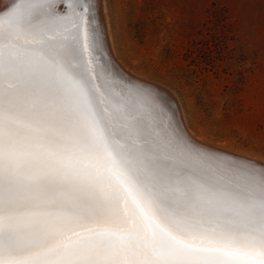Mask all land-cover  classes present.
<instances>
[{
  "label": "snow or ice",
  "instance_id": "1",
  "mask_svg": "<svg viewBox=\"0 0 264 264\" xmlns=\"http://www.w3.org/2000/svg\"><path fill=\"white\" fill-rule=\"evenodd\" d=\"M94 20L0 0V264H264V165L174 127Z\"/></svg>",
  "mask_w": 264,
  "mask_h": 264
},
{
  "label": "rangeland",
  "instance_id": "2",
  "mask_svg": "<svg viewBox=\"0 0 264 264\" xmlns=\"http://www.w3.org/2000/svg\"><path fill=\"white\" fill-rule=\"evenodd\" d=\"M104 3L108 62L174 95L157 99L203 145L264 163V0Z\"/></svg>",
  "mask_w": 264,
  "mask_h": 264
},
{
  "label": "bare ground",
  "instance_id": "3",
  "mask_svg": "<svg viewBox=\"0 0 264 264\" xmlns=\"http://www.w3.org/2000/svg\"><path fill=\"white\" fill-rule=\"evenodd\" d=\"M91 2H92V4H93V11H94V16H95V20H94V22H95V24H97L100 28H101V20L99 19V16H100V13H99V11H101L102 10V13H103V17H104V14H105V11H106V9H105V7H104V2H105V0H91ZM101 7V8H100ZM99 8L101 9V10H99ZM104 19H106V18H104ZM105 22H106V20H105ZM104 21H103V23H105ZM106 25V24H105ZM108 25V24H107ZM107 25H106V34H107V38H104V41H105V39L106 40H108V44L109 45H107V46H110V48H111V36H110V34H109V32H110V30H108V28H107ZM104 27V26H103ZM102 29V28H101ZM104 29V28H103ZM103 29H102V31H103ZM105 30V29H104ZM106 42V41H105ZM107 46L105 45V43H104V49H105V52L107 53V55H109L108 53L110 52V50H108V48H107ZM113 50L114 49H112V55H114V52H113ZM109 51V52H108ZM111 54V53H110ZM116 54V53H115ZM114 57H115V55H114ZM106 58H107V56H106ZM108 58H111V57H109L108 56ZM107 58V60H109ZM112 59H113V57H112ZM117 61V60H116ZM111 62H113L112 63V65H110L113 69H114V71L116 72V73H118L125 81H128V82H131V83H133V84H135V85H137V86H139V87H142V88H146V89H148V90H150L152 93H153V95L156 97V98H158V96H162V97H166L168 100H169V104L170 103H172V104H174V102H173V100L171 101V99H172V97L174 96H172V95H170L171 93H169L167 90H165V89H163V88H159V86L158 87H155V86H153V85H149L148 87L146 86H144L142 83H145V81H142V80H140L139 81V79L138 78H135V77H133V76H131V75H129L127 72H125V71H127V70H125L124 71V68L122 69L120 66H118L119 64H116L113 60H110L109 61V63L111 64ZM133 75V74H132ZM142 82V83H141ZM149 84V83H148ZM172 96V97H171ZM175 97V96H174ZM176 98V97H175ZM161 100V99H160ZM175 100V99H174ZM162 101V100H161ZM162 102H164V100L162 101ZM162 102H160V103H162ZM167 102V101H166ZM166 102H164V103H166ZM175 102H177V101H175ZM163 103V104H164ZM168 103V102H167ZM179 104V103H178ZM165 105H168V104H165ZM163 106V105H162ZM169 106H171V104L169 105ZM175 106H177V105H175ZM164 108H165V106H163ZM169 108V107H168ZM180 108V107H179ZM176 110V112L178 111V113H176L177 114V116H179L178 118L182 121V124L184 125V127H185V130H184V128L182 127L183 125H181V122H180V120L178 119V120H176V123L173 121L172 123H173V126L174 127H177L183 134H185L186 136H188L189 138H191V140H193L194 142H196V143H198V144H200V145H203V143L204 142H202L204 139H202L201 137H198V135L197 134H195V132H193L192 130H190V128L187 126V124H186V121H185V118H184V114H183V111L181 110V108H180V110L179 109H175ZM167 115H168V112H167ZM168 117H169V115H168ZM171 117V116H170ZM177 118V117H176ZM172 119V118H171ZM206 144V143H205ZM203 146H206V145H203ZM208 149H211V147H209V146H206ZM232 152V151H231ZM234 154V153H233ZM234 155H237V154H234ZM242 157V158H245V159H249V160H253V161H257V160H254V159H250V158H246L245 156H241V155H237V157ZM257 163L258 164H260V165H264V163H262V162H259V161H257Z\"/></svg>",
  "mask_w": 264,
  "mask_h": 264
},
{
  "label": "water",
  "instance_id": "4",
  "mask_svg": "<svg viewBox=\"0 0 264 264\" xmlns=\"http://www.w3.org/2000/svg\"><path fill=\"white\" fill-rule=\"evenodd\" d=\"M140 81V80H139ZM142 83V82H141ZM145 87L147 86H149L150 85V83L148 84L147 82H145V83H142ZM152 85V84H151ZM154 86V85H153ZM156 87V86H155ZM211 150H216V151H220V152H223V153H226V154H229V155H231V156H233V157H237V155H234L233 153H230V152H226V151H223V150H219V149H216V148H213V147H211ZM240 157V156H239ZM240 158H242V157H240ZM247 160H249V159H247ZM250 161H252L257 167H259L260 166V164H258L257 163V161H253V160H250Z\"/></svg>",
  "mask_w": 264,
  "mask_h": 264
}]
</instances>
